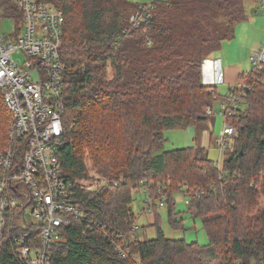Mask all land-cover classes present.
<instances>
[{
  "label": "trees",
  "instance_id": "obj_1",
  "mask_svg": "<svg viewBox=\"0 0 264 264\" xmlns=\"http://www.w3.org/2000/svg\"><path fill=\"white\" fill-rule=\"evenodd\" d=\"M47 1L64 11L61 57L73 63L64 84L68 141L59 152L65 176H86L85 149L102 175L123 176L117 187L79 193L88 219L62 228L53 264H202L216 260L221 247L226 264H264V71L248 80L241 107L226 119L237 133L222 171L200 145L160 151L167 130L197 125L208 118L205 108L235 91L222 95L205 84L203 67L247 19L246 0H154L148 18L138 21L131 16L142 4L131 0ZM11 120L0 89V153ZM142 181L153 182L147 186L154 201L167 195L174 229L184 218L174 213L173 195L188 186L189 210L203 220L208 244L170 238L158 223L156 237L140 239L133 192ZM91 221L123 232L116 242L127 257ZM9 247L0 241V264H21Z\"/></svg>",
  "mask_w": 264,
  "mask_h": 264
},
{
  "label": "built area",
  "instance_id": "obj_2",
  "mask_svg": "<svg viewBox=\"0 0 264 264\" xmlns=\"http://www.w3.org/2000/svg\"><path fill=\"white\" fill-rule=\"evenodd\" d=\"M259 2L264 9V0ZM12 6L19 9V17L13 14ZM5 7H0V25L11 20L15 29L11 34L0 31V89L12 115L9 144L0 153V241L9 240V248L21 264H53L54 244L62 238V228L70 227L74 218L83 222L88 219L79 203V193L117 187L123 176L112 179L101 175L90 160L89 166L85 165V177L72 181L65 176L59 152L68 141L64 84L73 63L69 65L61 57L64 11L47 0H6ZM152 8L153 4L141 5L132 19H147ZM250 56L251 71L243 72V79L219 104L220 109H205V114H219L225 119L216 142L224 154L237 133L226 119L241 107L243 93H239L248 80L263 72L264 46ZM218 163L222 171L224 158ZM147 184L153 182L142 181L148 192L147 210L151 211L155 202ZM183 192L189 203L188 186L184 185ZM159 201L166 203L167 195L161 193ZM91 224L127 257L125 245L116 242L123 232L110 233L108 226H99L96 221Z\"/></svg>",
  "mask_w": 264,
  "mask_h": 264
},
{
  "label": "rangeland",
  "instance_id": "obj_3",
  "mask_svg": "<svg viewBox=\"0 0 264 264\" xmlns=\"http://www.w3.org/2000/svg\"><path fill=\"white\" fill-rule=\"evenodd\" d=\"M131 1L143 5V4H153L154 0H131ZM258 2H259L258 0H246V12L248 14L254 13L255 11L254 8L257 7L255 5H258L260 7V2L259 4ZM250 10L253 11L250 12ZM259 14H261L264 17L263 13H259ZM241 23L244 22L242 21ZM241 23L239 25H241ZM256 24L258 27H260L259 30L264 35V19H262V22L260 21L256 22L255 25ZM14 29H15V23L14 21L11 20L4 21L0 25V31L5 34L13 33ZM230 46L231 45H229L228 48ZM228 51H229L228 55L231 56L234 55L236 52V50L233 47L229 48ZM247 61L249 62L248 59ZM216 62H218L217 59ZM251 69H252V64L250 63L249 65L248 64L246 65L244 70L251 71ZM221 72L222 71L217 72L216 75L220 76ZM220 92L223 93L222 95L226 94L225 91L220 90ZM205 109H204V113H205ZM219 109H220V105H219V101L217 100L214 103V111L216 112ZM224 124H225L224 117H222L219 114H211L208 115L207 119H202V121H199L197 125H190L186 129L173 128L171 130H167L165 132L166 139L163 142V146L160 149V151L173 150L174 148L186 147L189 145V143L193 142L194 137H198V140H200V138H202V134L209 133V140L212 136L211 138L212 146L211 149L208 148L210 157H212L216 161L218 160L219 162L223 158L225 160L226 158L225 154L223 153L221 147L218 146V144L216 143L217 138L221 136V132L224 130ZM229 142L232 143L231 140ZM83 153H84L85 165L89 166L88 164L89 160L93 162L91 154L88 151V149H85ZM93 164L97 172L101 174L98 168L95 166L94 162ZM147 193L148 192H146L145 189L142 187L135 189L133 192V210L135 212V215L137 216L135 225L137 226L136 231H138V236L140 239H148V238L156 237L158 234V230H157V226L154 224L158 223L159 227L162 230H164L165 234L170 238L185 239L188 243H191L192 241H196L197 243L203 246H205V244H208L209 237L206 229H204L203 227V220L199 216L194 215L193 212L189 210V206L185 201L184 192L176 191L173 195V199L174 201H176L174 213L175 215H177L178 219L184 218V227H179L176 229H174L170 225L169 215L167 213L168 207L166 203H162L161 201H159V198H157L154 201L159 205L157 209V213H155V211L153 210L151 211L147 210V202H146ZM202 264H226L225 249L221 247L218 250V258L216 260L203 259Z\"/></svg>",
  "mask_w": 264,
  "mask_h": 264
},
{
  "label": "crops",
  "instance_id": "obj_4",
  "mask_svg": "<svg viewBox=\"0 0 264 264\" xmlns=\"http://www.w3.org/2000/svg\"><path fill=\"white\" fill-rule=\"evenodd\" d=\"M255 6H257L254 8L255 14H248L246 12L248 15L247 19L243 21L244 23L236 27L235 36L223 42L224 44L221 49L215 51L214 54L210 55L209 58L204 61L203 81L207 85L216 87L218 93H221L220 90H222L227 94L229 89L238 83L240 75L245 72L244 69L246 65L251 63L250 55L264 46V35L260 32V27H258L257 24L255 25L256 22H262V19H264V17L259 14H264V9L260 8L258 5ZM252 11L253 10H250V12ZM229 45H231L229 48L233 47L236 50L235 54L232 56L228 55ZM216 59L218 62H216ZM219 71L222 72L220 76H217L216 74ZM211 138L209 140V133L202 134L200 140H198V137H194L193 142L189 143L188 146L200 145L207 149H211Z\"/></svg>",
  "mask_w": 264,
  "mask_h": 264
}]
</instances>
